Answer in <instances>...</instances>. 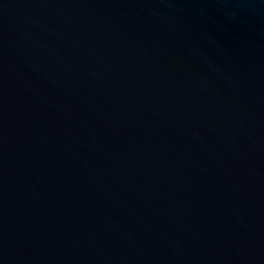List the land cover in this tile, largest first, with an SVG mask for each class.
I'll return each mask as SVG.
<instances>
[{
    "label": "water",
    "instance_id": "obj_1",
    "mask_svg": "<svg viewBox=\"0 0 264 264\" xmlns=\"http://www.w3.org/2000/svg\"><path fill=\"white\" fill-rule=\"evenodd\" d=\"M0 264H264V0H0Z\"/></svg>",
    "mask_w": 264,
    "mask_h": 264
}]
</instances>
